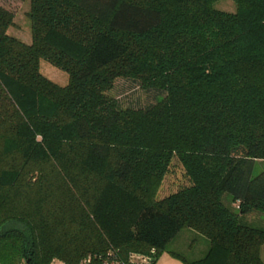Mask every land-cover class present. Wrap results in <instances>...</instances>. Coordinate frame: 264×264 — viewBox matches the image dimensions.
<instances>
[{
  "label": "trees",
  "instance_id": "trees-1",
  "mask_svg": "<svg viewBox=\"0 0 264 264\" xmlns=\"http://www.w3.org/2000/svg\"><path fill=\"white\" fill-rule=\"evenodd\" d=\"M29 1L30 43L0 4V264H156L184 228L208 247L182 264H264L241 221L264 213V0ZM174 157L190 183L158 198Z\"/></svg>",
  "mask_w": 264,
  "mask_h": 264
},
{
  "label": "rangeland",
  "instance_id": "rangeland-1",
  "mask_svg": "<svg viewBox=\"0 0 264 264\" xmlns=\"http://www.w3.org/2000/svg\"><path fill=\"white\" fill-rule=\"evenodd\" d=\"M0 4L13 13V24L8 28V34L18 38L19 40L30 43V19L28 17V11L30 8L29 0H0ZM215 6L224 11H234L235 5L232 0H218ZM40 71L48 79L53 82L64 85L68 80L66 72L60 68L52 65L46 60H41ZM111 95L119 97L123 105L144 104L154 100V92H148L139 87L134 82L125 79H118L115 83L114 89L111 91ZM264 169V162H258L253 169V174H257ZM190 183L184 168L177 160L173 158L168 167L167 172L164 174L157 193L158 198H162L172 192H175L181 187H184ZM223 203L231 208L235 209L236 205L232 203L231 197L228 193L223 195ZM241 221L251 224L255 227L264 228V213L261 211H252L248 214L242 215ZM196 233V234H194ZM208 247V240L197 232H192L189 228L182 229L179 234L172 240L168 246V250H174L180 252L188 258H199L206 252ZM138 255H131L130 257L135 259ZM264 261V254H263ZM177 257L171 255L168 251L162 252L157 259V263L170 264L171 260H175Z\"/></svg>",
  "mask_w": 264,
  "mask_h": 264
},
{
  "label": "built area",
  "instance_id": "built-area-1",
  "mask_svg": "<svg viewBox=\"0 0 264 264\" xmlns=\"http://www.w3.org/2000/svg\"><path fill=\"white\" fill-rule=\"evenodd\" d=\"M153 252V250H152ZM137 260L141 262H146L148 259L145 257L137 256ZM80 264H133L131 260L123 261L121 259H103L102 257H98V260L94 261L93 257L88 256Z\"/></svg>",
  "mask_w": 264,
  "mask_h": 264
},
{
  "label": "crops",
  "instance_id": "crops-1",
  "mask_svg": "<svg viewBox=\"0 0 264 264\" xmlns=\"http://www.w3.org/2000/svg\"><path fill=\"white\" fill-rule=\"evenodd\" d=\"M192 232H195V231L192 230ZM194 234H196V233H194ZM173 240H174V239H173ZM167 251H168L171 255H173L172 253H179V254H182V253L177 252V251H174V250H168V249H167ZM182 255H184V254H182ZM173 256H174V255H173ZM184 256H186V255H184ZM186 257L188 258V256H186ZM191 259H192V258H191ZM131 260H136V259H133V257H132ZM156 264H158V263L156 262ZM159 264H162V263H159ZM170 264H182V263H181V260H180L179 258H176L175 260H171Z\"/></svg>",
  "mask_w": 264,
  "mask_h": 264
}]
</instances>
